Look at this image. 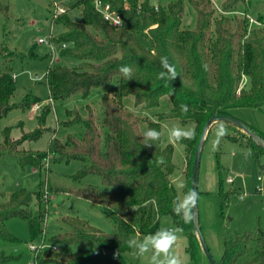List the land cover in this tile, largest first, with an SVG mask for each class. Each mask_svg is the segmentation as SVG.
<instances>
[{
    "label": "trees",
    "instance_id": "16d2710c",
    "mask_svg": "<svg viewBox=\"0 0 264 264\" xmlns=\"http://www.w3.org/2000/svg\"><path fill=\"white\" fill-rule=\"evenodd\" d=\"M104 1L121 15V25L114 27L104 20L90 0H76L72 7H77L80 20H72L67 12L60 13L54 22L61 24L63 30L53 40L66 43L59 51L60 56L74 58L78 63L73 67L53 63L45 73L49 98L54 103L62 104L75 94L87 99L94 90L102 89L101 114L96 116L88 104L85 114L78 109H65L61 127L76 131H69L63 137L54 135L45 153H31L20 145L26 139L37 138L44 130V117L50 109L46 105L37 115L40 126L35 131L23 132L20 138L12 139L8 128L3 130L0 158L9 157L21 166L29 164L39 171H44L46 160L76 159L81 167L72 175L73 180L94 173L111 188L100 190L89 184L68 192L92 205L111 209L114 216L109 217L114 232L104 233L77 216L62 215L57 218L62 230L52 234L48 244L75 249L65 254L48 250L39 263L127 264L122 254L130 249L127 241L131 234L155 233L163 216H169L185 235L187 252L195 260L197 234L193 222L185 224L172 211L173 200L178 196L171 180L173 146L163 144L162 134L154 145L143 146L140 135L149 128L161 133V121L167 118L193 124V138L180 142L188 155L192 150L195 154L197 140L210 117L230 115L229 110L235 107L264 106V26L248 29L246 18L217 14L212 0H188L195 11L193 28L181 26L183 0L156 8L148 0H127V6L123 0ZM240 1L243 0H224L222 10H231ZM9 9V0H0V14L7 18ZM14 56V51L0 45L3 64L0 118L13 107L28 108L32 102L41 101L30 94L19 102L11 101L15 87L9 62ZM162 56L168 57L178 73L171 82L158 78ZM28 57L36 59L38 55L30 50ZM122 65L132 68L133 79L126 81L122 77L119 72ZM242 76L247 78V85L240 87ZM127 96L133 97L136 106L147 109L157 108L161 97L166 96L171 107L159 113L155 120L141 118L123 104ZM181 105L187 106L186 112L181 111ZM142 121L144 131L140 128ZM246 134L247 143L235 135L229 138L249 146L254 158L259 160L264 147ZM160 157L164 158L163 164L156 162ZM192 166L190 159L183 192L191 189ZM53 190L44 187L41 181L35 190L0 191V239L18 242L6 228V221L12 217L26 221L31 241L41 236ZM232 193H236L235 188L227 193L219 189L221 207ZM11 258L1 253L0 264ZM215 262L264 264V230L258 224L224 236L223 253Z\"/></svg>",
    "mask_w": 264,
    "mask_h": 264
},
{
    "label": "rangeland",
    "instance_id": "374dc122",
    "mask_svg": "<svg viewBox=\"0 0 264 264\" xmlns=\"http://www.w3.org/2000/svg\"><path fill=\"white\" fill-rule=\"evenodd\" d=\"M75 1L9 0L8 17L0 14V45L15 52V56L9 62L11 73L15 75L12 102H19L24 96L30 94L39 97L41 101L38 102L44 101L43 109L44 105L49 103L46 101L49 98V90L45 78L49 65L59 63L73 67L78 63L74 58L60 56L58 42L54 43V54L50 52L47 45L37 42L39 37L48 36L50 30L55 37L63 30L61 24L51 20L54 3L63 5L65 12L72 20H80L77 7H72ZM148 1L152 5L165 6L174 0ZM223 1L212 0L217 14H233L238 18H246L248 29L264 26V0H243L228 11L222 10ZM194 25L195 11L188 0H183L181 26L182 28H193ZM30 50L34 51L38 58H29ZM51 57H54V60L50 63ZM2 69L3 64L0 61V70ZM243 80H246L244 83L246 86L247 78L242 76L241 82ZM102 92V89L94 90L87 99H82L78 94H75L62 104L54 103V101L53 104H48L50 109L44 117L42 125L44 130L37 138L24 140L20 148L31 153H45L48 150V143L54 135L63 137L69 131L75 132V128L64 129L61 127V121L65 119V109L74 108L78 109L81 114H85V105L88 104L99 117L102 111L100 103ZM34 103L32 102L28 108L13 107L0 118V140L5 128H8L12 139L20 138L23 132H33L39 128L37 115L42 112V109L39 112H34L31 108ZM123 104L137 116L151 120L157 119L159 113H165L171 107L166 96L161 97L159 106L153 109H147L143 105L136 106L132 96L124 98ZM229 113L264 137V106L235 107L231 108ZM224 123L227 128V135L215 150L212 148L215 124L208 130L201 148L198 171L199 202L197 211L199 225L203 239L215 260L219 259L223 253L224 236L234 232L241 233L258 224L264 230V178L258 180V175L264 177V153L260 155L259 160H256L249 146L229 138L231 135H235L242 142L247 143V134L243 130H238L237 126ZM161 125L163 144L171 143L173 146L172 162L174 169L171 180L178 196H182L183 189H180L179 185L180 183L185 185V173L190 159L192 164L194 150L188 155L184 144L180 141L169 140L168 130L174 125L191 129L194 126L190 123L181 124L178 120L171 118L162 120ZM140 128L142 131L145 130V122L140 123ZM80 167L81 162L76 159L60 162L46 160L44 171H39L29 164L21 166L15 159L0 158V191L11 192L20 188L35 190L41 181L44 187L55 190L50 191L49 194L44 232L41 236H37L36 240L31 241L25 220L12 217L6 221V228L16 237L18 242H7L0 239V254L4 253L12 257L4 264H33L34 253L28 249V244L30 242L38 244L42 240L44 244H48V238L62 230L57 222V218L62 215H72L84 219L104 233L114 232L115 226L109 217L114 216L111 209L101 205H92L68 192L89 184L100 190L111 189L104 185L101 178L94 173L86 174L79 180H73L72 175L76 174ZM228 178L231 181H228ZM231 188H235L236 193L230 194L226 204L221 207L219 189L223 193H227ZM173 227L178 228L169 216L161 218L160 228ZM179 235L181 239L178 241L177 251L188 257L189 264H209L198 238L195 247V260H192L187 252L185 235L181 231ZM143 236L133 233L130 238H142ZM57 248L55 251L47 245L43 246L36 253L38 261L47 256L48 250L65 254L75 249L74 246L67 245H57ZM122 256L127 264H148V255L142 258L138 257L135 250L131 248Z\"/></svg>",
    "mask_w": 264,
    "mask_h": 264
},
{
    "label": "clouds",
    "instance_id": "9594fccd",
    "mask_svg": "<svg viewBox=\"0 0 264 264\" xmlns=\"http://www.w3.org/2000/svg\"><path fill=\"white\" fill-rule=\"evenodd\" d=\"M161 71L158 74V78L171 82L176 79L178 73L175 67L169 63L168 57H160ZM119 72L122 77L129 81L133 79V70L127 65H122L119 68ZM181 111L186 112L187 106L181 105ZM210 128L213 125L209 126ZM195 134V130L191 128L181 127L174 125L168 130L169 140L178 142L184 139H192ZM227 135V128L224 122L215 123L214 127V139L212 141V148L215 150L219 147L221 140ZM161 133L155 129H147L141 133V142L143 146L154 145L155 141L160 139ZM157 164H163L164 158L157 159ZM180 189H183L185 185L180 183ZM199 202V193L190 189L187 192H183L182 196H177L173 200L172 211L176 216H179L185 224L192 223L195 220L196 212ZM180 229L178 228H160L155 233L144 235L142 238H130L127 241L128 247L135 250V254L138 257L149 256L148 264H189V259L186 255H181L177 251L178 241L181 239L179 235ZM150 254V255H149Z\"/></svg>",
    "mask_w": 264,
    "mask_h": 264
},
{
    "label": "built area",
    "instance_id": "2783aa9c",
    "mask_svg": "<svg viewBox=\"0 0 264 264\" xmlns=\"http://www.w3.org/2000/svg\"><path fill=\"white\" fill-rule=\"evenodd\" d=\"M95 8V10L102 16V18L104 20H106L108 23H110L112 26L117 27L121 25V15L114 9L112 8V6L110 5L109 2L104 1V0H90ZM54 9L51 15V20L52 22H54V20L57 18V16L60 13H64L65 12V8L63 5H58L57 3H54ZM123 4L125 6H127V0H123ZM155 8L157 7V5H154ZM53 34L50 30L48 36L46 37H39L37 39L38 43H43L45 45H47L49 47V50L52 54H54V40H53ZM60 48H64L66 46V43H59ZM54 60V57H51L50 63ZM13 78H14V74H12ZM246 81V80H245ZM245 81L243 80L242 82H240V87H242L245 83ZM47 102L44 106L48 105V104H53V100L51 98L46 99ZM45 101V102H46ZM44 101L42 102H35L34 105H32V110L34 112H39L42 109V104ZM262 175H258V180H261ZM228 181H231L230 178L227 179ZM47 245L48 247H50L52 250H57V245H48V244H44L43 240L40 241L38 244H35L34 242H30L28 244V249L30 251H32L34 253V260H33V264H41L39 263L36 253L38 250L42 249L43 246Z\"/></svg>",
    "mask_w": 264,
    "mask_h": 264
},
{
    "label": "water",
    "instance_id": "95a60500",
    "mask_svg": "<svg viewBox=\"0 0 264 264\" xmlns=\"http://www.w3.org/2000/svg\"><path fill=\"white\" fill-rule=\"evenodd\" d=\"M218 121L228 122V123H231V124L237 126L238 128H240L243 131H245L246 133H248V135L250 137H252V139L256 143H258L259 145L264 147V138L260 137L256 133H254V131L250 127H248L244 122L236 119L235 117H233L231 115H227V114H218V115H213L212 117H210L204 124L203 130L201 132V135H200L198 143H197V147H196L194 159H193L191 189H194L197 192H198V171H199V161H200L201 148H202L203 142L205 140L206 134L208 132L209 126L215 122H218ZM194 212H196V216H195V220L193 221V226H194V229L196 231L197 238L199 240V243L201 245L203 253H204L207 261L209 262V264H216L215 259L210 254V251H209V249H208V247H207V245L203 239V236L201 234L197 209H194Z\"/></svg>",
    "mask_w": 264,
    "mask_h": 264
},
{
    "label": "crops",
    "instance_id": "0c3cea01",
    "mask_svg": "<svg viewBox=\"0 0 264 264\" xmlns=\"http://www.w3.org/2000/svg\"><path fill=\"white\" fill-rule=\"evenodd\" d=\"M36 76V75H35Z\"/></svg>",
    "mask_w": 264,
    "mask_h": 264
}]
</instances>
